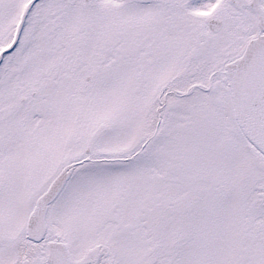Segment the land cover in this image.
I'll list each match as a JSON object with an SVG mask.
<instances>
[{"label":"snow or ice","instance_id":"1","mask_svg":"<svg viewBox=\"0 0 264 264\" xmlns=\"http://www.w3.org/2000/svg\"><path fill=\"white\" fill-rule=\"evenodd\" d=\"M0 264H264V0H0Z\"/></svg>","mask_w":264,"mask_h":264}]
</instances>
